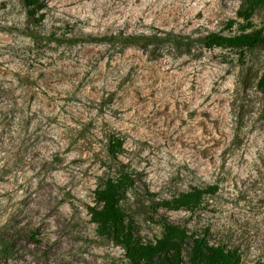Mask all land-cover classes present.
I'll use <instances>...</instances> for the list:
<instances>
[{
  "label": "rangeland",
  "instance_id": "374dc122",
  "mask_svg": "<svg viewBox=\"0 0 264 264\" xmlns=\"http://www.w3.org/2000/svg\"><path fill=\"white\" fill-rule=\"evenodd\" d=\"M244 6L45 0L29 16L21 0H0V235L12 243L0 264H127L88 212L122 165L134 184L121 204L139 240L160 237L165 218L189 234L207 229L244 264L264 263V45L153 58L99 40L156 27L230 34L248 20L246 30L264 31V5L248 20ZM210 184L216 191L195 210L151 208Z\"/></svg>",
  "mask_w": 264,
  "mask_h": 264
},
{
  "label": "trees",
  "instance_id": "16d2710c",
  "mask_svg": "<svg viewBox=\"0 0 264 264\" xmlns=\"http://www.w3.org/2000/svg\"><path fill=\"white\" fill-rule=\"evenodd\" d=\"M21 3L27 14L34 16L44 7L45 0H21ZM263 5L264 0H245V6L238 11V15L248 20L255 10ZM41 16L42 12L37 19ZM249 26L248 20L245 28L230 34L222 31L184 34L156 27L139 33L119 31L101 36L99 40L110 46H117L119 51L129 45H138L147 50L153 58L168 51H175L180 55L190 54L193 49H197L200 54L203 50L216 47L252 49L264 45L263 28L246 30ZM256 88L264 91V72L256 82ZM122 143L119 137L110 139L108 152L115 156ZM124 166L117 170L116 176L108 177L95 188V204L88 206V212L91 221L96 225V233L120 246L127 264H244L237 248L209 242L207 229L204 234H189L187 229L165 218L160 220L163 228L160 237L148 242L139 240L131 227L128 213L121 204L125 193L134 184L131 172ZM216 189V184L206 187L194 186L171 198L157 200L151 208L195 210L200 207L204 195L214 193ZM186 246L187 250H185ZM11 248L9 237L0 235V252L6 253ZM185 255L187 259L184 258Z\"/></svg>",
  "mask_w": 264,
  "mask_h": 264
}]
</instances>
